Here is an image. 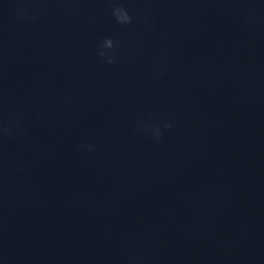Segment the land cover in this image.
<instances>
[{"label": "water", "instance_id": "water-1", "mask_svg": "<svg viewBox=\"0 0 264 264\" xmlns=\"http://www.w3.org/2000/svg\"><path fill=\"white\" fill-rule=\"evenodd\" d=\"M0 264H264V0H0Z\"/></svg>", "mask_w": 264, "mask_h": 264}, {"label": "clouds", "instance_id": "clouds-1", "mask_svg": "<svg viewBox=\"0 0 264 264\" xmlns=\"http://www.w3.org/2000/svg\"><path fill=\"white\" fill-rule=\"evenodd\" d=\"M111 15L116 21L117 24L123 26H129L132 24L133 18L129 11L117 2H113L111 6ZM114 48V41L112 38H105L102 43L98 46V55L102 59L106 58L108 64L113 63V58L111 55V50ZM166 127H171V125H166ZM150 131L154 138L159 139L160 129L158 127H151L147 129ZM5 133L8 132V129H4Z\"/></svg>", "mask_w": 264, "mask_h": 264}]
</instances>
